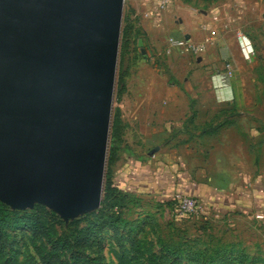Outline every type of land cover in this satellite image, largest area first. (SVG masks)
Returning a JSON list of instances; mask_svg holds the SVG:
<instances>
[{
    "label": "water",
    "instance_id": "obj_1",
    "mask_svg": "<svg viewBox=\"0 0 264 264\" xmlns=\"http://www.w3.org/2000/svg\"><path fill=\"white\" fill-rule=\"evenodd\" d=\"M123 3L0 0V202L12 209L66 222L100 206Z\"/></svg>",
    "mask_w": 264,
    "mask_h": 264
},
{
    "label": "rangeland",
    "instance_id": "obj_2",
    "mask_svg": "<svg viewBox=\"0 0 264 264\" xmlns=\"http://www.w3.org/2000/svg\"><path fill=\"white\" fill-rule=\"evenodd\" d=\"M139 6L155 10L161 23L167 26V31L163 36L160 33L161 44L156 45L142 30H138L136 38L142 40L145 57L138 53L131 55L127 79L125 78L126 91L119 100L116 94L118 74L116 66L111 116L116 108H122L128 121L126 131L128 137H134L133 132L143 130L140 141L135 147L130 148V156L136 159V156L144 157L152 162V158L161 147L188 144L192 149H199L200 144L207 139L206 142L212 143L219 137L225 138V143L229 144L227 151L236 154L233 156L237 159L236 168L251 169L254 175L259 174L261 167H264V0H168L162 7L157 6L156 0H124L121 27L124 18L130 17L135 20L131 10L135 11L136 8H140ZM213 13L217 15L215 20ZM210 19L213 22L212 27L220 30V35L225 39L233 35H246L253 42V52L247 59H242L231 79L236 88L234 107L225 109L217 107L216 111L210 108H196L201 103L209 107L208 104L212 105L215 101V96L211 94L214 86L212 76L215 72L209 75L205 73L207 63L197 61L195 55L198 51H192L190 48L186 50L184 46H174L169 54L164 52L168 38L172 37L189 45L188 40L198 32L203 23H206L203 20ZM187 34L189 38L186 40ZM136 48L140 49L138 45ZM228 48L225 44L218 51L220 52L218 70L226 61L233 64ZM190 87L193 90H190ZM199 90L201 96L198 98L192 91ZM192 95L194 99H191ZM139 101L141 108L137 109L136 104ZM134 117H139L143 123L132 125ZM218 123L221 125L211 132L214 134L218 132L216 136L204 140L206 137L203 134L211 133H203L202 130H207ZM156 145L160 147L159 150L148 155V151ZM125 154L127 155V152ZM143 169L136 170L137 181L146 179V182H149L155 178L158 170L146 168L143 172ZM113 170V180L120 188V160ZM105 172L106 165L104 174ZM129 180H133V177L130 176ZM98 209L99 207L94 211L78 214L66 222L54 213L65 226L76 222V227L73 228L79 231ZM128 210L130 211L128 218L146 217L136 234V238L142 240L140 246L148 245L150 249L158 252L160 248L156 239L159 238L169 244H183L193 247V250L197 248L207 251L209 258L224 256L232 261V264H264V229L262 230L255 222L251 227L246 229L241 227L240 232L233 233L226 229L229 228L227 223L220 226L211 219L201 218L197 212L180 216L174 201L167 196L159 197L151 185L134 206H129L126 214ZM99 237L106 263L119 264L122 251L120 232L115 236L113 232L107 230ZM23 242L22 239L19 240L18 245L12 249L11 254L20 252L15 254V259H21L24 254ZM214 250L220 253L216 254ZM141 262L142 260L133 263V260H129L126 264ZM180 262L187 264L186 259Z\"/></svg>",
    "mask_w": 264,
    "mask_h": 264
},
{
    "label": "crops",
    "instance_id": "obj_3",
    "mask_svg": "<svg viewBox=\"0 0 264 264\" xmlns=\"http://www.w3.org/2000/svg\"><path fill=\"white\" fill-rule=\"evenodd\" d=\"M139 7L135 11L133 10L136 27L149 36L156 45H160L161 38L159 35L160 33L162 36L165 34L167 26L161 23L155 10L152 11L151 8L147 9L145 6ZM216 16L214 14L213 20L217 19ZM203 22L208 24L203 23L188 42L201 45L195 57H200L203 62L207 63L205 73L209 75L215 72L212 76L214 86L211 92L215 96V101L212 105L208 104L209 107L201 103L196 108L215 110L217 107L218 109L234 107L233 98L236 88L231 83V79L235 74L234 70L242 59H247L253 52V42L245 35L252 48V52L246 55L239 36L233 35L231 38L225 39L224 36L220 35V30H216L215 26L212 27L211 19L203 20ZM225 44L229 47L233 61V64L230 62V75L225 74V65L220 70L217 68L219 67L218 54H220L218 51ZM216 75H219L217 80ZM190 90H193L192 87ZM192 92L198 98L201 96L200 90ZM123 94L121 98H123ZM191 99H194L193 95ZM136 105L137 109L141 108L140 101ZM120 118L124 125L122 146L127 149V151L121 150L119 152L118 160L113 165L115 168L120 160V188L113 180V168L112 180L121 192L138 200L151 185L159 197L167 196L168 199L172 200L171 193L179 190L198 199L199 209L197 213L201 218L211 219L213 222H218L220 226H225L227 223L229 228L226 229L233 233L240 232L241 227L245 229L251 227L254 222L262 230L264 229V167H261L259 174L256 175L251 169L236 168L237 159L233 157L236 154L227 151L229 144L225 143V138L218 137L212 143L206 142L207 138L216 136L218 132L203 134L206 137L204 140H207L200 144L199 149H192L188 144H181L168 146V148L161 147L156 156L152 158V162L144 157L132 158L128 150L131 151L130 148L135 147L136 143L140 141L139 138H142L143 130L132 131L134 137H128L126 135L128 121L122 108H120ZM142 123L139 117L132 118V125ZM133 152L136 151L133 150ZM141 168H144L143 172L146 168H158L155 178L149 182H146V179L137 181L135 173ZM130 176L133 177V180H129ZM129 212L128 210L127 215Z\"/></svg>",
    "mask_w": 264,
    "mask_h": 264
},
{
    "label": "trees",
    "instance_id": "obj_4",
    "mask_svg": "<svg viewBox=\"0 0 264 264\" xmlns=\"http://www.w3.org/2000/svg\"><path fill=\"white\" fill-rule=\"evenodd\" d=\"M131 12L133 14V10ZM137 32L135 20L130 17L124 18L120 29L116 65L118 100L125 91V78L131 55L138 53L145 57V51L142 54L140 49L136 48ZM219 125L221 123L202 132H214L213 130ZM123 131L120 109L116 108L110 122L105 160L106 172L100 206L79 231L74 229L76 222L65 226L54 212L43 205H35L32 210H17L0 202V264H107L99 237L107 230L113 232L115 236L120 232L119 241L122 251L119 264H126L129 260H133V263L142 260L139 264H182L180 262L182 259H186L187 264H232V261L224 256L209 258L207 251L197 248L193 250V247L183 244H169L159 238L156 239L160 248L158 252L150 249L148 245L140 246L142 240L136 238V234L146 217L142 219L126 216V210L134 205L137 199L121 192L112 180V168L118 160L119 152L127 151L122 146ZM136 157L140 158V156ZM21 239L24 241V254L21 259H15V254L20 252L11 254L12 249ZM220 251L224 250L220 249ZM220 251L213 252L219 254Z\"/></svg>",
    "mask_w": 264,
    "mask_h": 264
},
{
    "label": "built area",
    "instance_id": "obj_5",
    "mask_svg": "<svg viewBox=\"0 0 264 264\" xmlns=\"http://www.w3.org/2000/svg\"><path fill=\"white\" fill-rule=\"evenodd\" d=\"M167 2L168 0H156V4L159 7L165 6ZM239 37L241 38L242 47L244 48L246 55H249L252 52V48L250 46L248 39L243 35ZM186 44L185 42L182 43L181 41L170 37L166 41L164 52L166 54H169L172 51V47L174 46H184L186 50L190 48L192 51H198L199 48L201 47V45L199 44H193V43H188L189 45ZM225 68H226L225 74L230 75V63L228 61H226ZM215 78L216 80L219 79V75H216ZM171 198L174 201L176 210L180 216L198 212L199 203H198V199L195 196L188 195L178 190L172 193Z\"/></svg>",
    "mask_w": 264,
    "mask_h": 264
}]
</instances>
